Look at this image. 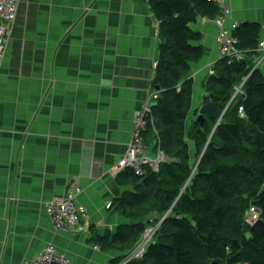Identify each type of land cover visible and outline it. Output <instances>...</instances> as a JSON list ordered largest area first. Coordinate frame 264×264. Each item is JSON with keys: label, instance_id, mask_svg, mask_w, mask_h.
<instances>
[{"label": "crops", "instance_id": "0c3cea01", "mask_svg": "<svg viewBox=\"0 0 264 264\" xmlns=\"http://www.w3.org/2000/svg\"><path fill=\"white\" fill-rule=\"evenodd\" d=\"M151 1L20 0L0 63V264L32 260L46 244L71 264H114L136 245L127 253L96 238L156 220V212L135 221L120 209L118 201L138 184L112 170L135 116L158 92L152 63L159 58L160 20ZM226 6L222 29L261 26L251 60L264 77V0ZM191 29L202 36L203 56L184 78L193 85L187 128L219 60L217 17L200 18ZM70 188L79 189L75 200L86 211L87 232L56 231L45 212Z\"/></svg>", "mask_w": 264, "mask_h": 264}, {"label": "trees", "instance_id": "16d2710c", "mask_svg": "<svg viewBox=\"0 0 264 264\" xmlns=\"http://www.w3.org/2000/svg\"><path fill=\"white\" fill-rule=\"evenodd\" d=\"M151 4L161 26L153 79L161 90L144 140L160 146L167 161L143 177L121 173L138 186L118 206L135 221L152 212L157 218L119 227L97 242L128 253L146 230L160 223L144 255L127 264H264V234L247 237L244 223L250 206L264 221V77L251 60L261 26L244 23L234 32L244 57L218 60L203 86V105L213 104L216 118L205 117L202 124L195 119L187 128L193 85L184 78L203 56L202 36L191 25L216 18L219 10L209 0ZM239 86L241 94L235 96Z\"/></svg>", "mask_w": 264, "mask_h": 264}, {"label": "built area", "instance_id": "2783aa9c", "mask_svg": "<svg viewBox=\"0 0 264 264\" xmlns=\"http://www.w3.org/2000/svg\"><path fill=\"white\" fill-rule=\"evenodd\" d=\"M209 1L216 5L219 10V16L217 18L220 28L218 38L221 42L218 51L219 59L231 62L233 59L240 57V52L237 50L239 41L234 35V32L239 29L241 24L233 23L229 30L222 29L221 22L229 14L226 0ZM19 3L20 0H0V63L5 50V37L9 32V27L16 20ZM260 50H264V45L260 47ZM153 66L156 67V64H153ZM236 90L240 91L241 87L236 88ZM151 97L156 99L158 93L153 92ZM240 112L242 113V109H240ZM149 118H151V110L147 107H143L135 116L130 140L126 145L123 156L113 167L112 170L114 172L131 171L136 176H143L148 172L157 173L161 165L167 161L166 155L158 145L154 152V158L152 159L147 156L148 145L144 140V133L147 129V121ZM78 193L79 189L70 188L62 197L46 203L45 212L56 231L84 233L90 229L89 223L82 221L86 213L85 209L74 201ZM259 215L260 212L255 207L250 206L245 217V222L254 224L259 220ZM166 217L167 214L162 216L160 221L162 222ZM155 231L153 228L146 230L143 234L144 241L140 242L130 255L125 257L121 264H127L132 260L140 259L146 251L148 240L152 239ZM21 264L71 263L66 257L59 254L52 244H46L36 258L24 261Z\"/></svg>", "mask_w": 264, "mask_h": 264}, {"label": "water", "instance_id": "95a60500", "mask_svg": "<svg viewBox=\"0 0 264 264\" xmlns=\"http://www.w3.org/2000/svg\"><path fill=\"white\" fill-rule=\"evenodd\" d=\"M158 90L159 89L157 88L156 91ZM214 110H215V107L211 103L202 106L199 110V116L197 120L200 121V123L202 124V119H203L202 115H205L210 119H215L216 116H215ZM154 146L155 144L153 143L152 145L148 147V150H147V156L152 159L154 158V154L152 152ZM252 234H259V235L264 234V221L258 220L253 226L249 227V232L247 234V237H249Z\"/></svg>", "mask_w": 264, "mask_h": 264}, {"label": "bare ground", "instance_id": "6f19581e", "mask_svg": "<svg viewBox=\"0 0 264 264\" xmlns=\"http://www.w3.org/2000/svg\"><path fill=\"white\" fill-rule=\"evenodd\" d=\"M212 19V18H211ZM159 20V19H158ZM161 27V26H160ZM162 34V33H161ZM162 38H163V36H162ZM164 41V40H163ZM166 41V40H165ZM218 41H219V38H218ZM164 44V43H163ZM221 45V42L219 41V46ZM238 50V49H237ZM239 51V50H238ZM264 51V50H263ZM240 52V57L239 58H235V59H233V60H239V59H241L242 57H244V54H243V52H241V51H239ZM220 60V59H219ZM223 60V59H222ZM153 64H156V67H154L153 66ZM158 67V62L157 61H155V62H153L152 63V68L153 69H156ZM186 78V77H185ZM185 81V80H184ZM159 89L160 90V88L159 87H156V89ZM237 94H241V90L240 91H237L236 89H235V96L237 95ZM157 100H158V97L156 98V99H154V98H152L151 96L147 99V101L144 103V105H143V107H147V108H149L150 110H151V115H152V111H153V107H152V102L154 103V102H157ZM205 105H207V104H205ZM154 106V105H153ZM202 106H204V105H202ZM201 106V107H202ZM142 107V108H143ZM200 107V108H201ZM141 108V109H142ZM155 108V107H154ZM200 108H199V110H200ZM140 109V110H141ZM240 109H242V108H239V112H240ZM139 110V111H140ZM199 113V112H198ZM214 113H215V110H214ZM241 113V112H240ZM198 116L199 115H197V118H198ZM207 117V116H206ZM197 118H196V121H198L197 120ZM202 118L204 119L205 118V115H202ZM208 118V117H207ZM149 119H151V118H149ZM148 119V120H149ZM216 124H218V123H216ZM145 134V133H144ZM148 145V144H147ZM155 147V146H154ZM115 166V165H114ZM162 166V165H161ZM113 169V168H112ZM124 172H131V171H124ZM124 172H121V173H124ZM116 174H121V173H117V172H115ZM146 175V174H145ZM145 175H143V176H145ZM136 176V175H135ZM143 176H138V177H143ZM75 201V203L77 204V202H76V200H74ZM247 213H248V211H247ZM247 213L245 214V215H247ZM260 216H261V213H260V215L258 216V218L260 219ZM261 220V219H260ZM255 224V223H254ZM253 223H251V224H248V223H246V225L247 226H253L254 225Z\"/></svg>", "mask_w": 264, "mask_h": 264}, {"label": "rangeland", "instance_id": "374dc122", "mask_svg": "<svg viewBox=\"0 0 264 264\" xmlns=\"http://www.w3.org/2000/svg\"><path fill=\"white\" fill-rule=\"evenodd\" d=\"M188 122H189V118H187V120L185 121V124L187 125L188 124ZM248 209H249V207H248ZM160 224V223H159ZM159 224H157L153 229H155V230H157L158 229V227H159ZM142 241H144V238H143V236H142V238H141V240H140V242H142ZM149 241H150V239L148 240V242H147V245H148V243H149ZM130 255V254H129ZM129 255H127V256H129ZM127 256H125V257H127ZM124 259V258H123ZM123 259H122V261H123ZM122 261L119 263V264H121L122 263Z\"/></svg>", "mask_w": 264, "mask_h": 264}, {"label": "clouds", "instance_id": "9594fccd", "mask_svg": "<svg viewBox=\"0 0 264 264\" xmlns=\"http://www.w3.org/2000/svg\"><path fill=\"white\" fill-rule=\"evenodd\" d=\"M218 16H219V15H218ZM218 16H217V18H218ZM259 49H260V48H259ZM239 87H241V86H239ZM239 87H238V88H239ZM158 91H159V90H158ZM258 211H259V210H258ZM259 212H260V211H259ZM245 217H246V215H245ZM160 220H161V219H160ZM259 220H260V219H259ZM244 223L246 224L245 219H244ZM249 227H251V226H248V228H249Z\"/></svg>", "mask_w": 264, "mask_h": 264}]
</instances>
